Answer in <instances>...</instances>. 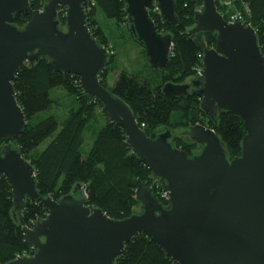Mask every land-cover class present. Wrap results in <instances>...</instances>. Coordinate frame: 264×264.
Wrapping results in <instances>:
<instances>
[{"label":"water","instance_id":"95a60500","mask_svg":"<svg viewBox=\"0 0 264 264\" xmlns=\"http://www.w3.org/2000/svg\"><path fill=\"white\" fill-rule=\"evenodd\" d=\"M86 1L47 0L19 27L14 17L31 13L30 0H0V138H18L27 123L14 88L16 74L26 63L48 58L57 71L78 75L84 92L124 128L133 152L165 182L169 204L143 182L136 189L140 210L124 219L91 206L82 184L58 200L44 197L34 166L10 142L0 147V175L12 184L14 218L28 200L43 203L49 212L23 227L34 253L7 264H117L140 233L178 264H264V55L255 29L227 21L216 0H201L190 33L198 44L204 34L216 33L217 43L203 50L201 78L193 84L197 90L174 82L162 90L180 97L196 93L212 117L225 112L241 118L246 134L241 154L230 159L214 129L191 126L180 132L199 145L189 155L174 145L169 128L148 135L127 102L101 83L110 51L88 26ZM124 1L134 37L153 67L166 69L173 35L158 31L149 10L155 6L167 24L177 25L176 0ZM60 5L67 9L66 27L58 17Z\"/></svg>","mask_w":264,"mask_h":264},{"label":"trees","instance_id":"16d2710c","mask_svg":"<svg viewBox=\"0 0 264 264\" xmlns=\"http://www.w3.org/2000/svg\"><path fill=\"white\" fill-rule=\"evenodd\" d=\"M247 1L251 6V17L264 55V0ZM46 2L47 0H30L31 13H17L14 24L23 27L31 19L32 12L43 9ZM216 5L227 19L219 1ZM201 6V0H176V13L179 17L177 25L167 24L155 6L149 10L158 31L173 35V52L167 68L161 70L163 76L159 84L153 85L149 79L122 71L115 84L110 86L109 63L113 61L114 54H110L109 62L100 74V81L127 102L139 125L148 135L160 127L169 128L173 132L203 124L214 129L221 137L229 158L232 159L241 154L242 140L246 134L241 118L225 112L212 117L201 108V98L196 93L180 97L165 94L162 90L167 82L182 83L196 75L203 66L199 55L203 54L205 47L216 46V33L204 34L199 44L190 33L195 25V13ZM85 8L93 36L108 50L109 39L98 20L99 11L117 24L126 23L130 28L124 0H87ZM66 11L64 5L58 7V17L63 27H66ZM131 34L133 35L132 31ZM14 88L27 123L18 138H0V147L12 142L19 148L24 158L34 166L37 189L44 197L51 196L58 200L72 193L77 184H82L91 206L101 208L111 218L124 219L140 206L136 189L143 182L164 205L169 204L160 192L167 188L165 182L156 179L145 160L133 152L127 143L124 128L111 122L101 103L84 92L78 75L57 71L51 61L43 57L21 67L14 79ZM56 88H63L68 95L74 97L76 106L62 123L55 115L34 122L38 113L52 110L59 104V100L52 97V90ZM99 114L106 118V124L99 130L92 148L84 157L81 147L85 132ZM49 137L52 140L38 152L37 149ZM185 137L179 134L172 141L177 148L192 155L199 145ZM13 210L12 184L5 175H0V264L34 253L23 227L34 225L49 212L43 203L29 200L25 210L17 213V219L14 218ZM117 264L178 262L169 257L150 236L140 233L126 244Z\"/></svg>","mask_w":264,"mask_h":264},{"label":"rangeland","instance_id":"374dc122","mask_svg":"<svg viewBox=\"0 0 264 264\" xmlns=\"http://www.w3.org/2000/svg\"><path fill=\"white\" fill-rule=\"evenodd\" d=\"M202 6L200 7V9ZM199 9V10H200ZM98 20L106 30L109 42L110 54H114L113 61L109 63L108 83L113 86L122 71H127L131 74H136L142 78L149 79L153 85H157L162 81L161 69H156L151 64L145 47L131 34L128 24H117L113 19L107 18L101 11L98 13ZM194 27V26H193ZM192 27V28H193ZM191 28V29H192ZM200 71L196 75L187 78L182 83L191 84L193 80L200 79ZM196 87L192 86L190 91H196ZM52 97L59 100V104L52 110H46L38 113L34 117V122H38L49 115H55L60 123L68 116L70 110L76 106L74 97L67 94L63 88L52 90ZM106 124V118L101 114L89 125L85 132V140L82 144L81 151L83 156H87L92 148L99 130ZM166 129L160 127L157 130ZM156 130V131H157ZM184 129L173 131V137L179 135ZM189 139L188 136L185 137ZM52 140V137L46 139L38 152L42 151ZM199 149V146L197 150ZM135 210H140V206Z\"/></svg>","mask_w":264,"mask_h":264},{"label":"built area","instance_id":"2783aa9c","mask_svg":"<svg viewBox=\"0 0 264 264\" xmlns=\"http://www.w3.org/2000/svg\"><path fill=\"white\" fill-rule=\"evenodd\" d=\"M217 1H219L220 4L223 6L224 11L228 17L227 19L225 18L227 21L231 23L241 21V23L253 27L257 33V30L254 26V22L251 17V6L247 0H216V2ZM220 13L224 17V14L222 12ZM199 56L203 58V54H200ZM160 192L162 198H165L169 201L170 191L168 190V188H164Z\"/></svg>","mask_w":264,"mask_h":264},{"label":"flooded vegetation","instance_id":"af4514ba","mask_svg":"<svg viewBox=\"0 0 264 264\" xmlns=\"http://www.w3.org/2000/svg\"><path fill=\"white\" fill-rule=\"evenodd\" d=\"M197 81H199V80H193L192 81V83L190 84L191 86H190V88L192 87V86H194V87H196L195 85H193L195 82H197ZM197 88V87H196ZM197 90V89H196Z\"/></svg>","mask_w":264,"mask_h":264}]
</instances>
